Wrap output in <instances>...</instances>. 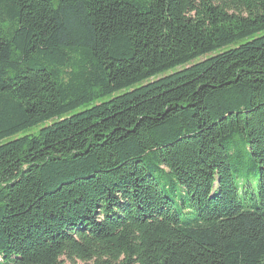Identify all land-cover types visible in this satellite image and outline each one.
Segmentation results:
<instances>
[{
	"label": "trees",
	"instance_id": "trees-1",
	"mask_svg": "<svg viewBox=\"0 0 264 264\" xmlns=\"http://www.w3.org/2000/svg\"><path fill=\"white\" fill-rule=\"evenodd\" d=\"M66 263L264 264V0H0V264Z\"/></svg>",
	"mask_w": 264,
	"mask_h": 264
},
{
	"label": "rangeland",
	"instance_id": "rangeland-1",
	"mask_svg": "<svg viewBox=\"0 0 264 264\" xmlns=\"http://www.w3.org/2000/svg\"><path fill=\"white\" fill-rule=\"evenodd\" d=\"M204 58H201V59H199V60H197V61H202ZM194 63H196V61L195 62H193V63H191V64H194ZM180 69H182V68H178V69H176L175 71H178V70H180ZM172 72V71H171ZM171 72H169V73H171ZM168 74V73H167ZM136 87H138V86H136ZM135 88V87H134ZM128 91V90H127ZM125 92V90L124 91H121V92H119V93H117V94H114L113 96H111V97H109V98H105L103 101H101V102H104V101H108L109 99H111V98H113V97H116V96H118V95H120V94H122V93H124ZM101 102H98V103H101ZM78 111H76V112H74V113H72V114H75V113H77ZM72 114H70V115H72ZM43 126H39V127H37V128H34V129H32V130H30V131H28V132H25V133H21V134H18V135H16V136H14V137H11V138H9V139H7L6 141H9V140H13V139H17V138H20V137H22V136H24V135H30V134H35V133H37L38 132V130L39 129H41ZM160 187L162 188V185L160 184ZM66 264H68V263H66ZM76 264H81V263H76Z\"/></svg>",
	"mask_w": 264,
	"mask_h": 264
}]
</instances>
